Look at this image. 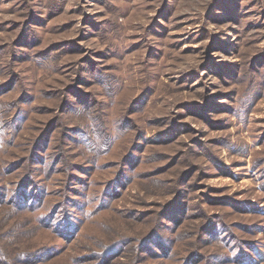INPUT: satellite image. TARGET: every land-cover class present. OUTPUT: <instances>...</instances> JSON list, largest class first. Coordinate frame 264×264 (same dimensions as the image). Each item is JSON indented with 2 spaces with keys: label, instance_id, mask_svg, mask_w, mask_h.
Segmentation results:
<instances>
[{
  "label": "rangeland",
  "instance_id": "rangeland-1",
  "mask_svg": "<svg viewBox=\"0 0 264 264\" xmlns=\"http://www.w3.org/2000/svg\"><path fill=\"white\" fill-rule=\"evenodd\" d=\"M11 230L30 264H264V0H0Z\"/></svg>",
  "mask_w": 264,
  "mask_h": 264
},
{
  "label": "trees",
  "instance_id": "trees-1",
  "mask_svg": "<svg viewBox=\"0 0 264 264\" xmlns=\"http://www.w3.org/2000/svg\"><path fill=\"white\" fill-rule=\"evenodd\" d=\"M50 131L51 130H49V132ZM77 131L79 132L78 134H81V135L85 134L84 131H81V130H77ZM40 138H38V140ZM88 141L90 142L91 140L88 139ZM7 214L11 218H13V215H11L9 212ZM9 216H8V218L10 219ZM51 216H53V215H51ZM46 218H47V216H46ZM66 218H67V216L62 221H65ZM61 222H59L58 225H61L62 224ZM45 227H47V226H45ZM21 228H23V227H21ZM16 233H19L18 229H17ZM13 234H14V230L13 231L11 230V231H8L6 234L0 236V264H30L31 262H35L38 259H40V261H41L46 256H48V255H50L52 253L51 251L53 250V248L52 247L49 248L50 246H46V245L45 246H41L40 248H35V249L31 250V251H24L23 249H20L18 239L14 240V241L11 240L10 237ZM150 236H151V234H148L146 237L142 238L141 241H146ZM141 243H143V242H141ZM141 251H143V250L139 248L138 249V254L139 255H140ZM110 252H111V249L108 250L107 252H105V254L103 255V258L104 259H106V257L108 258ZM99 255L100 254H97V252H94L93 254H90V256H88V257L90 259H92V261H93L94 259H97V257ZM15 256L17 257L16 258L17 261H14V259H12L13 262H11L8 259V258H13ZM98 259H100V258H98ZM105 263H107V262H105Z\"/></svg>",
  "mask_w": 264,
  "mask_h": 264
}]
</instances>
